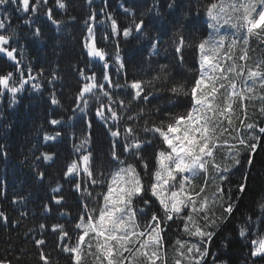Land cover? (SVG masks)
Instances as JSON below:
<instances>
[{"label": "snow or ice", "instance_id": "obj_1", "mask_svg": "<svg viewBox=\"0 0 264 264\" xmlns=\"http://www.w3.org/2000/svg\"><path fill=\"white\" fill-rule=\"evenodd\" d=\"M42 2L47 0H0V53L15 62L16 68V72L0 74V98L10 93L11 105L17 103V94L25 91V85L37 77L31 76L29 67V79H24L17 49L11 47L14 33L6 31L11 27V17L5 6L18 4L21 11L35 13ZM57 4L66 8L64 0H57ZM167 7L178 8L179 4L170 0ZM124 11L132 16V24L121 33L117 20L108 14L111 32L124 38L134 32L147 37L143 14L137 19L134 10ZM147 11L159 15L155 0ZM202 11L206 33L198 41L184 35L182 20L191 13L172 21L175 30L170 44L161 35L148 39L150 64L161 52L167 54L170 46L176 67L184 68L185 50H195L196 67L186 69L193 74L190 82L182 73L176 79L173 66L159 61L147 79L129 81L124 72L123 83L114 80L108 72L109 53L97 46L95 13L85 21L88 27L84 47L89 57L102 62V68L99 79L95 71L88 75L78 70L83 80L76 93V107L87 113L95 105V115L112 139L101 160L91 151V133L83 135L75 145L79 159L67 166L66 176L83 173L92 186L89 189L75 184L85 201L83 214L74 225L78 230L75 241L64 225L52 226L58 243L63 245L59 251L68 254L70 264H89L88 258L91 264H169V248L173 253L171 264H227L221 254L212 251L213 240L223 235L224 226L238 211L248 189L254 158L264 150V59L249 64L252 41L264 45V0H210ZM47 15L51 19L50 9ZM34 35H40L39 28ZM116 47L113 62L120 76L126 65L119 55V45ZM17 72L19 79L15 78ZM31 87L38 90L40 85ZM160 100L166 106L162 107ZM51 103L59 104L54 94ZM249 105L254 109L251 115ZM50 123L61 121L53 119ZM59 135L57 132L45 139L54 140ZM149 147L154 150L151 170L145 157ZM242 156H246L243 161ZM53 157L54 154H44L46 160ZM239 171L241 179L234 183L233 177ZM38 176L43 179L44 174ZM53 191L59 192L60 188ZM63 199L59 196L56 202ZM257 206L258 221L246 217L239 229L241 238L253 228L264 226V195ZM0 220H8L3 211ZM173 226L176 236L169 238V243L166 234ZM45 227L39 225L40 229ZM34 243L42 264H60L41 247L45 239H34ZM230 244L225 237L222 247ZM251 245L253 264L264 262V234L253 239ZM0 264L13 261L0 257Z\"/></svg>", "mask_w": 264, "mask_h": 264}, {"label": "trees", "instance_id": "obj_2", "mask_svg": "<svg viewBox=\"0 0 264 264\" xmlns=\"http://www.w3.org/2000/svg\"><path fill=\"white\" fill-rule=\"evenodd\" d=\"M153 2L154 0H91L89 3L88 0H64L66 8L62 9L58 7L57 0H47V3L39 5L35 13L21 11L18 4L5 6L11 17V27L6 31L14 33L11 47L17 49V59L20 61L19 67L24 70V79H29V67L32 69L31 76L37 79L30 80L25 85V91L17 94V103L14 105L10 104V93L5 92L0 98V211L8 217L7 222L0 220V257L6 256L13 264H42L34 239L43 238L46 244L41 247L51 254L52 259H58L60 264H70L68 254L59 251L63 245L58 243L57 233L52 231V226L64 225L74 242L78 231L74 225L83 214L82 205L85 202L76 191L75 184L81 183L82 188L89 189L92 186L83 173L66 176L67 166L79 159L80 154L75 145L80 143L83 135L91 133V151L101 160L106 157L112 139L104 123L95 115V105H91L87 113L80 112L76 107V93L83 80L78 75V70H83L88 75L95 71L99 79L102 68V62L89 57L84 47L88 27L85 21L90 15L95 13L97 46L105 48L109 53L108 72L114 80L119 79L123 83L124 72L129 81L141 77L147 79L154 74L157 61L172 65V74L176 79H180L178 73H182L184 79L189 82L192 80L193 74L186 69L196 67L198 56L195 50H185L184 68L176 67L170 46L167 54L161 52L158 57L152 58L150 64L147 59L150 52L148 39L161 35L170 44L175 30L172 21L180 20L185 13H191L182 20L184 35L193 42L198 41L206 33L202 9L210 0H177L179 7L173 9L167 7L170 0H155L159 15L147 11ZM124 8L134 10L137 19L143 14L147 37L134 32L132 36L124 38L122 34L111 32L108 14L117 20L121 33L124 27L132 24V16ZM49 9L52 12L51 19L47 15ZM198 11L200 15L195 14ZM54 21H59V24ZM37 28L40 29L39 36L34 35ZM163 32L167 34L164 35ZM103 36L108 39H102ZM117 44L119 55L126 65L120 76L116 75L117 65L113 62ZM14 63L0 53V74L16 72ZM53 75L58 78L53 80ZM15 78L19 79L18 72ZM32 84H39V89H33ZM53 94L59 104L51 103ZM159 103L162 107L166 106L164 100ZM53 119L60 120L61 123L53 125L50 123ZM57 132L60 135L56 139H45ZM153 151L149 147L145 153L149 170L153 167ZM44 154H54V157L46 160ZM245 158L246 156L242 161ZM41 172L44 174L43 179L38 176ZM241 176L242 171L236 172L233 182L239 181ZM57 187L60 191H53ZM262 195L264 150H260L254 158L248 189L238 211L224 226L223 235H218L213 240L212 251L221 254L227 264H253L250 256L251 241L264 234V226L253 228L245 238L240 237L239 229L244 226L248 216L258 221L260 210L257 202ZM59 196L64 199L57 203L56 198ZM41 224L46 227L40 229ZM225 237L231 240L227 248L222 247ZM257 264L264 262L258 261Z\"/></svg>", "mask_w": 264, "mask_h": 264}, {"label": "rangeland", "instance_id": "obj_3", "mask_svg": "<svg viewBox=\"0 0 264 264\" xmlns=\"http://www.w3.org/2000/svg\"><path fill=\"white\" fill-rule=\"evenodd\" d=\"M250 56L252 57V59L249 61V64L254 63L256 60H260V59H264V45H258L257 42L255 40L252 41V50H250ZM236 110L237 112H239V104H237L236 106ZM254 111L253 107L251 105H249L248 108V112L249 115L252 114V112ZM244 156L241 157V159H243ZM219 159V157H218ZM197 183H202V179L201 180H197ZM175 228H172L171 232H168L166 234V240H168L169 243H171V239L175 238ZM175 235V236H174ZM171 238V239H169ZM172 249L169 248V259L172 256ZM89 259V264H91V258Z\"/></svg>", "mask_w": 264, "mask_h": 264}]
</instances>
